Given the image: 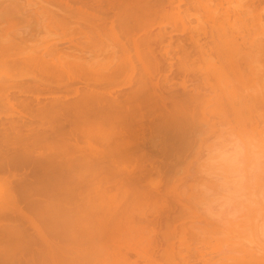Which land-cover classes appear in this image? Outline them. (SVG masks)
Masks as SVG:
<instances>
[{"label":"bare ground","instance_id":"1","mask_svg":"<svg viewBox=\"0 0 264 264\" xmlns=\"http://www.w3.org/2000/svg\"><path fill=\"white\" fill-rule=\"evenodd\" d=\"M34 1L0 0V264H196L191 147L264 136V0ZM260 211L216 264H264Z\"/></svg>","mask_w":264,"mask_h":264},{"label":"clouds","instance_id":"2","mask_svg":"<svg viewBox=\"0 0 264 264\" xmlns=\"http://www.w3.org/2000/svg\"><path fill=\"white\" fill-rule=\"evenodd\" d=\"M197 143L190 197L199 214L239 225L250 210L264 213V136L223 124ZM260 231L264 233V224Z\"/></svg>","mask_w":264,"mask_h":264},{"label":"rangeland","instance_id":"3","mask_svg":"<svg viewBox=\"0 0 264 264\" xmlns=\"http://www.w3.org/2000/svg\"><path fill=\"white\" fill-rule=\"evenodd\" d=\"M35 1H39V0H35ZM34 1V2H35ZM235 1V0H234ZM33 2V1H32ZM222 2V1H221ZM224 2V3H223ZM223 2H222V5L223 6H227V3H225L226 1L225 0H223ZM233 4H236L235 2L233 3ZM28 11L29 10H33V11H39L40 9H39V4H37V5H35V6H30V9H27ZM203 16V15H202ZM203 19H204V17H202ZM202 22V24L204 25V23H206L205 25H204V27L206 28V30H208V26H210V23L208 22V21H204V20H202L201 21ZM195 24H196V22H194ZM197 25V24H196ZM199 25V24H198ZM208 25V26H207ZM201 26V25H200ZM201 27H203V26H201ZM203 27V28H204ZM41 35V34H40ZM43 35V34H42ZM209 70V72H207ZM208 70H206V73L205 74H207V80L209 81V79H210V83L209 84H211L212 85V87H216V79L214 78V76H213V72L210 70V69H208ZM212 75V77H208V75H210V74ZM210 75V76H211ZM215 83V84H214ZM208 88H210V87H208ZM208 92H211V88H210V90L209 89H207V93ZM210 118H212V119H210ZM210 120H216V122H218V116H217V118H216V116L215 117H211L210 116ZM216 126H218V123H217V125ZM194 145V146H193ZM192 145V150H191V153L190 154H192V155H194L192 152H194V150H196V149H198L199 150V148H198V143H194ZM197 150V151H198ZM199 153V152H198ZM191 156V155H190ZM198 156V155H197ZM190 202H191V200H190ZM192 203V202H191ZM193 204V203H192ZM191 208L188 210V211H185V216H184V223H185V225L187 226V224H188V226H191V227H193V226H195V227H199L201 224V226L198 228V229H196L195 230V234L196 235H199L198 237H196L195 235V237L193 238V241H191V243L193 244V242H198L197 243V245L195 244V247L196 246H198L197 248L198 249H201L202 251H201V255H202V257L201 258H203V260L200 258V260L201 261H204V263L203 262H201L200 260H198L197 262H196V264H216V263H219V260H220V258H222V257H220V258H218L219 257V255L221 256L222 254H221V251L219 250V244H220V242L218 241V240H222V241H225V239H227L225 236H222L223 234L225 235L227 232H230V231H232V233H233V231L234 230H236V229H234L233 230V228L234 227H237L238 225H232V230H228L227 229V227L229 228V226H227L226 227V224H220V223H217V222H215V221H210V220H208V219H206V218H204L203 216H201L200 214H199V212L197 211V209H196V207L194 206H190ZM260 213H262L261 211H260ZM261 214H258L257 216H260ZM262 217H263V213H262V215H261ZM261 218V217H260ZM259 217H257V219H255V220H257V223L258 222H260V219ZM261 220H263L262 218H261ZM206 222V223H205ZM209 222V223H208ZM213 222L215 223L213 226H215V227H213L212 226V224H213ZM242 222H243V220H242ZM245 222V221H244ZM254 223H256L255 221H253ZM206 224L205 226L203 225V224ZM262 223V222H261ZM184 225V224H183ZM217 225V226H216ZM249 226H250V224H248ZM248 225H246V226H248ZM206 226H207V228H206ZM225 226V228L228 230V231H226V230H223V227ZM246 226H244V227H246ZM201 227H203V228H201ZM251 227V226H250ZM218 228L219 229H222L223 231H225L226 233H223V232H221V230H218ZM224 228V229H225ZM240 228V227H239ZM238 228V229H239ZM243 228V227H242ZM242 228H240V231H241V229ZM243 230V229H242ZM247 230V229H246ZM251 230H253V233L255 234V230L254 229H251ZM189 231H190V229L188 228V233H189ZM194 231V230H193ZM200 231V232H199ZM218 231H220V233L218 232ZM199 232V233H198ZM235 233H233V234H231L230 236L231 237H234V236H236L235 238L236 239H240L239 241H241V240H243L244 238L243 237H241V236H246L247 235V239H244L242 242L244 243V242H246L250 237L249 236H252L253 237V235H251V231L250 230H248L247 232L246 231H244V232H246L245 234L246 235H244V234H242V233H240L239 232V230L238 231H234ZM237 232L241 235H239V234H237ZM243 232V233H244ZM250 232V233H249ZM223 233V234H222ZM236 234V235H235ZM249 234V235H248ZM233 235V236H232ZM239 237H241V238H243V239H241V238H238V236ZM218 236H220V237H218ZM222 236V237H221ZM249 237V238H248ZM189 238V237H188ZM192 238H191V240H192ZM230 239H232V238H230ZM230 239L229 240H226L227 242L228 241H230ZM235 239V240H236ZM232 240H234V239H232ZM246 240V241H245ZM250 240V239H249ZM249 240H248V242H249ZM225 241V242H226ZM238 241V240H237ZM224 242V243H225ZM233 242V241H232ZM223 243V242H222ZM217 244H218V246H217ZM230 245V243H227L226 244V246H229ZM245 244H247V242L245 243ZM194 245V244H193ZM204 245V246H203ZM224 245V244H223ZM248 245H249V243H248ZM226 246H223V248H224V250L226 249L225 247ZM218 248V249H217ZM223 248H222V250H223ZM220 249H221V246H220ZM220 252V254L218 255V253ZM218 255V256H217ZM215 257H217V258H215ZM208 259V260H207ZM209 260H210V262H209ZM212 261L214 262V263H212Z\"/></svg>","mask_w":264,"mask_h":264}]
</instances>
